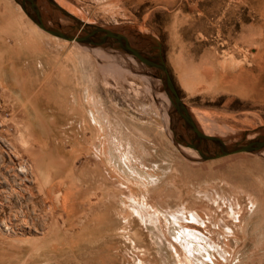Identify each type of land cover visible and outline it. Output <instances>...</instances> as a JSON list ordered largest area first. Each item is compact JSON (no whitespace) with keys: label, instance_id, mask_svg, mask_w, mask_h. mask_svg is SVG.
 <instances>
[{"label":"rangeland","instance_id":"1","mask_svg":"<svg viewBox=\"0 0 264 264\" xmlns=\"http://www.w3.org/2000/svg\"><path fill=\"white\" fill-rule=\"evenodd\" d=\"M54 1L85 23L153 35L180 96L213 136L233 144L264 127V106L188 96L164 45L177 19L193 20L198 32L186 24L180 33L197 52L257 67L264 0ZM38 2L50 26L74 25ZM0 48L9 61L0 80L28 89L0 81V264H181L176 245L194 264H264V151L203 161L174 139L155 69L53 36L15 0H0Z\"/></svg>","mask_w":264,"mask_h":264},{"label":"water","instance_id":"2","mask_svg":"<svg viewBox=\"0 0 264 264\" xmlns=\"http://www.w3.org/2000/svg\"><path fill=\"white\" fill-rule=\"evenodd\" d=\"M15 1L39 28L53 36L82 46L104 48L111 54L120 53L124 57L130 55L148 68L155 69L157 73L154 76L161 79L170 100L168 115L174 139L197 152L203 161L241 153L259 154L264 151V127L254 131L252 136L248 132L244 133L241 139L233 144L207 135L200 129L177 90L163 55L162 44L153 35L143 34L130 28L117 30L85 23L61 8L54 0H47L52 14H61L74 22L73 26H64L57 18L54 21L58 26L54 27L45 22L43 9L38 0Z\"/></svg>","mask_w":264,"mask_h":264},{"label":"crops","instance_id":"3","mask_svg":"<svg viewBox=\"0 0 264 264\" xmlns=\"http://www.w3.org/2000/svg\"><path fill=\"white\" fill-rule=\"evenodd\" d=\"M193 23V20L177 19L169 30V40L164 43L168 64L177 77L181 89L188 96L199 94L210 97L227 96L234 100L264 106V55H259L257 58V67L238 69L228 64L224 65L214 51L197 52L193 48V41L188 42L184 39L185 36H182L180 29L186 24H189L190 28L192 26L195 28ZM194 28L189 31L190 34L198 32V29ZM244 35L248 42L256 38L253 30H248ZM5 51L0 48V55L4 56ZM7 56L5 55L6 59L4 57L0 59V66H3L0 67V74L9 62ZM0 81L5 90L10 92L28 90L24 83L21 85L17 81H4L3 78ZM257 224L259 225L260 222L258 221Z\"/></svg>","mask_w":264,"mask_h":264},{"label":"bare ground","instance_id":"4","mask_svg":"<svg viewBox=\"0 0 264 264\" xmlns=\"http://www.w3.org/2000/svg\"><path fill=\"white\" fill-rule=\"evenodd\" d=\"M45 11H47L48 12V10H47V5H46V3H45ZM49 14V13H48ZM51 15V14H50ZM50 15L48 16L49 18H50ZM52 16V15H51ZM57 16V15H56ZM52 18V17H51ZM52 20V19H51ZM98 50V52H100L101 53V55L102 56H107V55H110V54H106L105 53V51L104 50H99V49H97ZM115 53V52H114ZM138 63V62H137ZM138 66H140V64L138 65ZM108 67L110 68V70L112 71V72H117V69H118V65L117 64H115L114 62H110V64L108 65ZM141 68H143V67H141ZM141 68L139 67V69L141 70ZM145 70V69H144ZM133 71V70H132ZM136 73V72H135ZM151 75V74H150ZM153 76V75H152ZM155 77V76H154ZM149 78V77H148ZM156 78V77H155ZM149 81H150V78L148 79ZM152 81V80H151ZM153 83L155 84L156 83V81L154 82L153 81ZM157 84V83H156ZM162 90V89H161ZM10 98V97H9ZM165 100H166V102L168 103V105H169V99L165 96ZM167 113V112H166ZM80 120V119H79ZM199 120V119H198ZM86 125V124H85ZM198 125H199V127H200V129L203 131V132H205L206 134H208V135H210V136H213V130L212 129H210L209 128V126L207 125V123L204 121V120H199V123H198ZM102 149V148H101ZM194 151V150H193ZM100 152V151H99ZM196 153V152H195ZM100 154V153H99ZM103 154V153H102ZM197 154V153H196ZM129 175V174H128ZM132 175V174H131ZM134 176V175H133ZM130 178V177H129ZM137 179H138V177H136ZM127 180H129V179H127ZM131 180V179H130ZM139 180V179H138ZM131 181H133V180H131ZM136 181V180H135ZM125 182H126V180H125ZM138 182H140V181H138ZM145 183V182H144ZM128 184V183H127ZM140 184H143V183H140ZM139 184V185H140ZM130 185V184H129ZM137 185V184H136ZM146 185V184H145ZM140 187V186H139ZM143 187V186H142ZM145 187V186H144ZM128 189H129V193L132 191V190H130V187L128 186L127 187ZM241 194H244V195H246V197L247 198H249V200L251 201V204H252V206H255L257 203H258V199H256V197L254 196V194H252V192H250V191H248L247 189H245V188H243L242 190H241ZM129 196V199H131L134 203L136 202V200L135 199H133V195H132V193H130V194H128ZM232 207V206H231ZM234 207V206H233ZM233 209V208H232ZM240 214L239 213H237L236 211H234L233 210V215H232V218L235 220V221H238L239 219H240ZM151 219H152V223H155V221H154V219L151 217ZM238 223V222H237ZM227 228L228 229H230L228 226H227ZM175 244H177V243H175ZM176 247H177V251H178V253H179V259H180V263L181 264H194L193 263V260H191V258L188 256V255H184L183 253H181L180 251H179V249L178 248H180L178 245H176ZM181 249V248H180Z\"/></svg>","mask_w":264,"mask_h":264}]
</instances>
